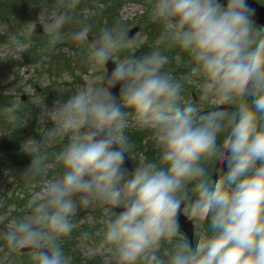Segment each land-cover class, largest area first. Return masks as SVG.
Instances as JSON below:
<instances>
[{
    "label": "clouds",
    "instance_id": "9594fccd",
    "mask_svg": "<svg viewBox=\"0 0 264 264\" xmlns=\"http://www.w3.org/2000/svg\"><path fill=\"white\" fill-rule=\"evenodd\" d=\"M29 3L35 20L0 22V60L19 62L38 22L46 51L69 40L99 76L50 108L33 102L52 126L7 177L23 182V203L0 214V264H77L73 238L103 264H264V0H148L142 29L158 33L140 55L147 32L100 24L102 9ZM25 123L15 105L0 112L8 131ZM133 131L149 135L151 156ZM83 210L98 228L80 230Z\"/></svg>",
    "mask_w": 264,
    "mask_h": 264
},
{
    "label": "rangeland",
    "instance_id": "374dc122",
    "mask_svg": "<svg viewBox=\"0 0 264 264\" xmlns=\"http://www.w3.org/2000/svg\"><path fill=\"white\" fill-rule=\"evenodd\" d=\"M126 1V0H124ZM25 7V19L24 21H20L18 19L14 18V14H10L8 17V20L0 19V22H8L9 24H13V27L20 26L21 28L28 23L29 20H35L36 16L39 14V6L37 3H29V0H25L23 3ZM31 17L30 19H28ZM35 17V18H34ZM121 17L123 20H120V23L122 25H128L133 23V20H130V18L127 17V11L124 10V12L121 14ZM28 19V20H27ZM110 22L116 21V16H112L111 18L107 19ZM101 23H104V21H100ZM157 29V28H156ZM158 31V29H157ZM138 34V33H137ZM136 34V35H137ZM41 35H43V29L41 32ZM135 35V36H136ZM43 38L45 36L43 35ZM59 51L61 55L64 57V62L57 63L55 60H52L50 58V55L47 52H43V50L40 51L42 63L39 65L38 62L35 61L32 62H26L24 60V56L22 54V59L19 62H13V61H3L0 60V86L5 87L3 90L4 94L11 95L15 101H18L19 98H21L22 93H28L30 96V103L28 102V110L26 112V123L19 127L17 131V135L20 138L19 144L22 148L23 143L28 139H36V135H39V133L42 134V129H45L46 126V119L43 123V125L40 122V117L43 111V108L41 105L34 104L33 102H36L41 97L42 105L45 107H52L53 103L57 100H65L63 98V94L67 93L68 96L72 94L73 91H75V86L77 82V75L79 72H81L83 69L79 67H74L71 71H68L67 63L68 59L66 57L67 54H69L70 49H64L61 46L59 47ZM173 61H172V67L176 74H179L183 72L185 69L182 66V64L176 60L175 54L173 53ZM67 59V63L65 64ZM98 73V71H97ZM97 73L95 72L94 77L91 75H88V72L85 74L88 75V78L90 80L97 81ZM77 74V75H76ZM87 82V80H85ZM88 83V82H87ZM21 104V103H20ZM25 108V109H24ZM23 108V113H25L26 107ZM23 127H27L23 130ZM11 131L6 130L2 124H0V133L3 135H6ZM36 134V135H35ZM0 135V138L3 136ZM132 136V135H131ZM40 137V135H39ZM5 140V139H4ZM5 142L4 145L5 146ZM0 146H2L0 144ZM136 150L143 152L146 154V151H143V149L138 148L136 145ZM130 159V158H129ZM131 163L132 161L130 159ZM9 162V155L7 149L4 147H1L0 149V199L6 201H10L8 196H4L5 191L9 190L11 191L13 188V184L8 182V175L18 173L21 169V166L17 163H15L12 166V169L16 171V173L11 170L7 172L6 168L10 167ZM29 165V163H26V167ZM6 203L4 204V207L6 206ZM10 204H12V201H10ZM13 206H9L11 208ZM7 213L4 210L0 211V214ZM98 224V222H96ZM80 251L83 257L85 258H92L96 255L88 246L85 244H80Z\"/></svg>",
    "mask_w": 264,
    "mask_h": 264
}]
</instances>
